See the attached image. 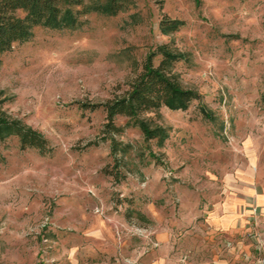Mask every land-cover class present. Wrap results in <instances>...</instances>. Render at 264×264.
<instances>
[{"label": "rangeland", "instance_id": "1", "mask_svg": "<svg viewBox=\"0 0 264 264\" xmlns=\"http://www.w3.org/2000/svg\"><path fill=\"white\" fill-rule=\"evenodd\" d=\"M163 17L184 23L163 33ZM83 20L37 25L1 57L4 110L40 131L48 148L0 142V264H148L153 254L167 257L157 239L165 230L172 256L197 257L188 251L213 244L225 254L219 234H196L225 189L230 199L243 187L264 192V0H127L115 15ZM163 42L187 52L175 71L200 98L145 115L168 128L162 146L136 127L114 134L131 145L117 181L104 172L114 170L105 112L80 103L120 95ZM251 208L247 233L229 241L252 243L257 264L264 206Z\"/></svg>", "mask_w": 264, "mask_h": 264}, {"label": "trees", "instance_id": "2", "mask_svg": "<svg viewBox=\"0 0 264 264\" xmlns=\"http://www.w3.org/2000/svg\"><path fill=\"white\" fill-rule=\"evenodd\" d=\"M126 3L127 0H0V63L2 55L14 43L31 38L37 25L77 28L84 21L83 15L90 12L115 15L125 8ZM183 23L182 19L163 17L159 27L163 33H169L179 29ZM178 61H188L187 52L173 48L169 42L160 43L146 55L142 70L120 95L103 103H80L82 108H102L105 112L102 138L110 142L109 154L114 161V170L105 167L104 172L113 175L115 180H119L120 165L126 166L124 158L131 145L117 140L114 134H120L126 127H136L146 141L155 140L158 146H162L168 137V128L154 123L145 115L157 112L163 106L185 110L193 100L200 98L196 90L181 84L175 71ZM2 93L0 90V142L16 137L21 149L35 148L45 152L47 139L40 131L7 114L3 108L7 98H2ZM117 117H125V123L117 125Z\"/></svg>", "mask_w": 264, "mask_h": 264}, {"label": "crops", "instance_id": "3", "mask_svg": "<svg viewBox=\"0 0 264 264\" xmlns=\"http://www.w3.org/2000/svg\"><path fill=\"white\" fill-rule=\"evenodd\" d=\"M225 190L224 200L214 204L212 211L208 213L204 220V225H201L198 229L199 232L196 234L198 238H201L200 235L202 236L206 232H209L210 238L213 237L212 235L219 234L217 243H222L220 246L225 251V254L217 255L215 251L217 246L213 244L211 249L207 246H198L193 247V251L191 249L190 252L188 251L190 255L196 254L197 257L184 253L185 259H182L183 255L177 258L172 256L173 252L171 250L173 247L169 245V239H172V236L169 235L168 230H165L158 232L157 239L163 242V245L165 244V248L162 246V249H165L167 257H157V254H153L148 258V264H254L251 259L250 249L247 247L252 246V243L246 245L242 240H235L234 238L229 241V235L247 233L248 222L252 218V211H254L251 207L259 208L264 206V192L259 191L255 186L243 187L240 189L241 193L239 196L230 199L229 190ZM204 237L207 238L205 235ZM166 242H168V245H166ZM232 242H235V247H231ZM253 250L256 249L253 247ZM232 256L235 258L232 259Z\"/></svg>", "mask_w": 264, "mask_h": 264}, {"label": "built area", "instance_id": "4", "mask_svg": "<svg viewBox=\"0 0 264 264\" xmlns=\"http://www.w3.org/2000/svg\"><path fill=\"white\" fill-rule=\"evenodd\" d=\"M260 246L264 245V243L262 241L259 242ZM257 264H264V254L263 257L257 261Z\"/></svg>", "mask_w": 264, "mask_h": 264}]
</instances>
